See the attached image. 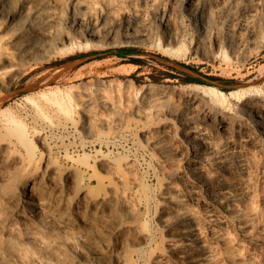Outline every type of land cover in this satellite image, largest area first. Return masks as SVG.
Returning a JSON list of instances; mask_svg holds the SVG:
<instances>
[{"label": "bare ground", "instance_id": "obj_1", "mask_svg": "<svg viewBox=\"0 0 264 264\" xmlns=\"http://www.w3.org/2000/svg\"><path fill=\"white\" fill-rule=\"evenodd\" d=\"M18 1L0 0V16L23 58V68L29 62L42 65L54 56L117 45L185 58L188 51H184L182 39L186 26L192 34L189 51L199 54V62L209 63L220 54L241 71L251 66V60L264 59V0H136L118 11H104L94 4L82 9L76 0L51 14L52 22L44 27L41 9L45 0ZM16 3L27 6L28 11ZM3 55L0 52V60ZM258 72V81L249 80L248 86L228 92L195 82L173 86L148 82L138 87L133 78L124 82L117 78L102 87L68 86L28 94L25 100L32 104L33 121L29 129L8 108L0 111V195L13 203L21 219L31 220L39 213L66 229L75 226L74 220L67 209L57 208V196L47 195L50 185L42 181L45 174L54 190L63 180L71 184L78 202L87 207L116 199L133 215L149 206V186L145 187L142 177L130 178L124 169L135 166L136 159L127 153L123 162H117L109 151L97 147L98 141L121 145V139L133 129L131 118L126 117L131 114L146 138L139 144L150 151L147 165L159 170L154 219L160 241H155L151 227L139 222L141 218L119 226V233L131 227L143 246L150 247L143 264H212L207 236L187 200L200 204L208 220H213L208 228L211 239L225 237L214 228L216 222L230 224L245 235L244 213L232 191L230 174L243 172L247 157L264 171V64ZM99 124L107 130L100 131ZM72 138L80 140L76 143ZM35 141L45 150L44 158V153L35 150ZM55 147L66 162L53 156ZM87 147L91 153H85ZM205 170L214 176L209 178ZM97 187L102 191L93 193ZM170 211L173 217L167 216ZM104 248L109 249L110 244L105 242ZM134 249L123 247V264H136L127 259ZM79 255L73 264H110L98 251L79 250Z\"/></svg>", "mask_w": 264, "mask_h": 264}, {"label": "rangeland", "instance_id": "obj_2", "mask_svg": "<svg viewBox=\"0 0 264 264\" xmlns=\"http://www.w3.org/2000/svg\"><path fill=\"white\" fill-rule=\"evenodd\" d=\"M72 1L76 0H45L46 4L41 9V27L50 25L52 20L49 19V16L61 7L64 9ZM79 1V7L82 9L94 4L102 7L104 11L105 9L123 10L122 8L126 4L136 3V0ZM16 2L19 3L18 0ZM20 6L19 4L18 8H22V11H28L27 6ZM1 17L0 52L4 55L0 60V68L3 66L4 68L1 69L0 74V111L3 108H8L10 113L18 115L24 120L27 129L33 124L31 121L32 104L25 100V96L28 94L36 96L42 91L57 88L63 90L68 86L102 87L106 82L117 78L123 82L133 78L138 87L148 82L169 86L195 82L221 87V90L228 92L248 86L249 80L258 81V69L264 64V59L251 60L250 67L239 71L236 66L225 62L220 54L209 63L199 62V54L189 51L192 34L186 26L187 30L182 39L184 51H188L185 58L172 59L156 49L117 45L78 52L68 57L54 56L50 62L42 65L29 62L31 65L27 64L23 68L21 67V63L24 62L23 58L15 50L9 37L10 30L3 24ZM41 29L45 32L44 28ZM79 58L81 60H78ZM127 72L129 74H125ZM248 72L250 73L247 76ZM42 101L44 102V100ZM126 117L132 119L134 116L128 114ZM131 119L129 123L133 129L121 139V145L112 146L113 144L106 143L107 146L105 142L98 141L97 147L101 146L103 151H109L117 162H123L127 153L136 159L135 166L122 167L130 178L142 177L145 187L149 186L147 189H151L149 192L152 191L147 200L149 206L146 204L140 207L133 215L129 214L128 210L116 199L109 201L106 205L87 207L84 203L78 202L74 194L75 188L71 184L63 180L60 188L54 190L50 184L49 175L45 174L42 181L50 185L46 187L47 195L58 197L57 208L61 211L67 209L75 226L69 229L58 227L39 213L34 214L31 220H23L19 217L13 203L0 195V264H73L80 259L79 250L88 254L98 251V255L108 258L110 264H123L124 260L120 259L123 247L135 248L127 259H131L132 262L135 260L136 264H143L144 258L147 259L150 254L148 253L151 250L150 247L143 246L142 239L133 228L124 227L120 229L119 233L118 227L124 225L125 222L127 224V221L137 222L141 218L139 222H144L143 226L148 229L151 227L150 230L153 232L155 241H160L159 225L154 219V210L157 209V200L154 195L159 186V178H157L159 170L155 165H147L151 160L150 151L139 144V141L146 142L145 135L141 131V125H136ZM97 128L100 131L107 130L106 126L100 124L97 125ZM53 134H55L54 131L51 135ZM73 140L78 143L80 139ZM164 141L169 143L170 138L165 136ZM35 144L37 148L35 150L38 154L44 153L42 156L44 158L45 150L38 142ZM55 149L53 148V156L58 157L61 162H66L62 152L59 151L60 148L55 147ZM84 150L87 154L92 152L91 147ZM176 157L175 154L174 158L176 159ZM256 162L252 157H247L245 170L241 173L230 174L233 182L232 191L236 193L237 202L244 213L245 235L240 234V231L230 224L216 222L214 228L218 229L225 237L211 239L209 237L211 232L208 231V228L213 220H208L209 217L205 215L200 204L198 206L191 199L187 200V207L196 213L205 236H207L208 245L214 258L212 264L216 260L217 264H264V171L257 168ZM10 168L12 167L10 166ZM111 170L113 169L111 168ZM204 173L209 178L214 176L212 171L205 170ZM17 176L20 177V173ZM94 183L95 181H93ZM100 191H102V187H97L93 193ZM71 200L73 202L70 204ZM173 215V211L167 213V216L173 217ZM105 242L110 244L109 249L104 248ZM241 258H243L242 262ZM234 259L238 261H234Z\"/></svg>", "mask_w": 264, "mask_h": 264}]
</instances>
